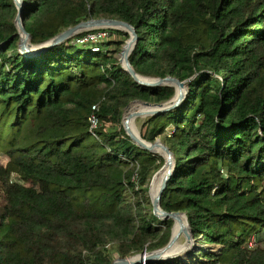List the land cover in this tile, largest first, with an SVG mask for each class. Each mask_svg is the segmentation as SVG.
<instances>
[{"label": "trees", "instance_id": "16d2710c", "mask_svg": "<svg viewBox=\"0 0 264 264\" xmlns=\"http://www.w3.org/2000/svg\"><path fill=\"white\" fill-rule=\"evenodd\" d=\"M22 1L34 46L90 20L136 29L134 71L189 90L140 128L174 154L161 208L187 214L200 247L189 264H264V248H247L264 234V0ZM17 14L0 0V264H112L162 249L174 221L153 214L149 188L165 160L127 135L123 117L175 88L136 83L118 58L130 36L115 29L106 46L73 37L24 56Z\"/></svg>", "mask_w": 264, "mask_h": 264}, {"label": "water", "instance_id": "95a60500", "mask_svg": "<svg viewBox=\"0 0 264 264\" xmlns=\"http://www.w3.org/2000/svg\"><path fill=\"white\" fill-rule=\"evenodd\" d=\"M15 4H16V7L18 9V14H17V18H16L15 23H16V26L19 30V35L21 37V42L19 45V51L22 55L28 56L30 58H34L36 55L41 54L42 52H45L48 49L57 47V46L63 44L64 42L72 39L77 34L84 32V31H87V30L98 29V28H108V29L119 30V31H122L124 33L129 34L130 39L126 42L125 46L123 47V51L120 54L121 55L120 63H121L122 68L134 79V81L136 83H138L141 86L148 87V88H158V87H165V86L176 88L175 96L173 97L172 100H170L167 103L150 104V103H145V102H139V103L143 104L144 106L149 107L150 110L147 111L146 113L138 114L136 116V119L141 118V117L151 118V117H155V116L170 112L172 110H175L177 107H179L183 103V101L186 99L189 90L187 88V85L185 83L179 81L178 79L172 78V77H168L166 79L148 78V77L139 76L134 71V69L130 63V56L133 53V51H134V49L137 46L139 41H138V35L136 32V29L133 26H131L130 24L125 23V22H121V21L106 20V19L90 20V21L81 23V24H79L73 28L68 29L67 31H65L64 33L60 34L59 36H57L56 38L52 39L51 41H49L47 43H44V44L39 45V46H34L31 43V37H30L29 33L26 32L25 26H24V15H23L24 5H23V1L22 0H15ZM27 41L30 42L31 49H29V47H27ZM35 48H36V50H34V53H29L30 50L32 51V49H35ZM141 78L145 79L147 81H142ZM185 87L187 89L186 93H181L179 95L178 99H176V101H174L175 98L177 97V88L183 89ZM123 123H124V128H125L127 135L139 147H141L142 149L149 151L153 154H155V150L160 147L163 150V152L168 155V162L169 163L174 160V165H173L172 169L168 170L167 176H166L163 184L159 188V191L156 195L151 194V186H152L153 182L155 181V179L160 175L162 170L167 168V162L162 167V169H160L155 174V176L153 177V180L151 182V185L149 188V197L151 199L150 201H151V204L153 207V214L162 221H167V220L174 221V226L172 228L171 237H172L174 227H175V223H176L177 219L183 218L185 226L189 230V234H190V237L192 239V242H194V234L191 231L187 214L184 212L167 213L161 208L162 194L164 193L165 189L167 188L168 182L172 178L174 171H175L174 154L169 149V147H167V145H165L164 143H162L160 141H156L155 143H149V142L143 140L141 135H140V137L135 136L130 131V129L128 127V121L127 122L125 121V117H123ZM163 252H164V249H159V250H156L154 252H149V253L145 251L144 253L137 255V256H141V259L134 264H154V263H158V262H165V261H169V260H173V259H178V258H174V257H165L163 255ZM134 257H136V256H134ZM132 258L133 257L128 258V259H123V258L118 257L117 259H115L113 261L112 264L127 263Z\"/></svg>", "mask_w": 264, "mask_h": 264}, {"label": "bare ground", "instance_id": "6f19581e", "mask_svg": "<svg viewBox=\"0 0 264 264\" xmlns=\"http://www.w3.org/2000/svg\"><path fill=\"white\" fill-rule=\"evenodd\" d=\"M27 47L31 49L30 42L27 41ZM36 50V49H34ZM34 50L29 51V53H34ZM142 81H147L145 79H142ZM187 89L183 88H177V97L178 99L179 95L181 93H186ZM150 108L144 106L143 104H133L131 105L125 115V121H128V127L130 131L135 135L140 137V131L138 130L137 124H136V116L138 114H143L149 111ZM146 118V117H142ZM155 154L163 157L165 160V163L167 162V168L163 169L160 175L155 179L151 186V194L156 195L159 191V188L163 184L168 170H171L174 165V160L170 163L168 162V155L163 152V150L159 147L155 150ZM193 249H196V243L192 242V239L189 234V230L186 228L183 218L177 219L174 227V231L172 234L171 239L167 242L166 247L164 249L163 255L165 257H174V258H182V259H188L191 251ZM141 259V256H136L130 259L127 263H119V264H134L137 261ZM186 263V262H185Z\"/></svg>", "mask_w": 264, "mask_h": 264}, {"label": "built area", "instance_id": "2783aa9c", "mask_svg": "<svg viewBox=\"0 0 264 264\" xmlns=\"http://www.w3.org/2000/svg\"><path fill=\"white\" fill-rule=\"evenodd\" d=\"M109 30L110 29L108 28H98V29H92L81 32L76 36H74L75 39L73 41V44L79 46H85L88 44L104 45L107 41L111 39V34L109 33ZM96 47L98 46H95L94 51H99L100 46L99 48ZM92 110L93 112L89 117V124H90V132L94 134L95 131L99 128L100 122H99V118L96 115L97 107L94 106ZM262 236H263V240H260V237L256 234L251 236V238H249V241L247 243V248L249 250H259L264 248V234Z\"/></svg>", "mask_w": 264, "mask_h": 264}, {"label": "rangeland", "instance_id": "374dc122", "mask_svg": "<svg viewBox=\"0 0 264 264\" xmlns=\"http://www.w3.org/2000/svg\"><path fill=\"white\" fill-rule=\"evenodd\" d=\"M116 38V35H111V39L109 40V41H111V40H114ZM117 38H119V37H117ZM124 39V38H123ZM108 42V41H107ZM106 42V43H107ZM105 43V44H106ZM104 44V46H106ZM36 49V48H35ZM32 50H34V49H32ZM31 51V50H30ZM118 58H119V60L121 59V55H119L118 56ZM175 88V87H174ZM186 88V87H185ZM175 92H176V88H175ZM138 102H135V103H133V104H137ZM133 104H131V105H133ZM138 104H141V103H138ZM130 105V106H131ZM129 106V107H130ZM128 107V108H129ZM128 108L125 110V114H124V117H125V115H126V112H127V110H128ZM147 119H149V118H137V121H136V124H137V127H138V130L140 131V128L142 127V125H143V123H144V121H146ZM157 141H160V142H162V143H164V138H160L159 140H157ZM165 144V143H164ZM151 200V199H150ZM152 205V204H151ZM153 208V207H152ZM152 211V210H151ZM153 212V211H152ZM195 242V241H194ZM167 244V243H166ZM166 244H165V246L162 248V249H165V247H166ZM198 246V245H197ZM197 246H196V249H193L192 251H191V253H190V255H189V257H188V259H182V258H180V259H182V260H184L187 264H189L190 263V260L193 258V256H194V254L196 253V252H199L200 251V247H199V249L197 248ZM204 246H206V247H209V245H206V244H204ZM113 247L112 246H110V250L112 249ZM204 249V248H203ZM152 252H154V251H152ZM149 253V252H148ZM113 257H114V260L115 259H117L119 256H118V254H114L113 255ZM113 260V261H114Z\"/></svg>", "mask_w": 264, "mask_h": 264}]
</instances>
